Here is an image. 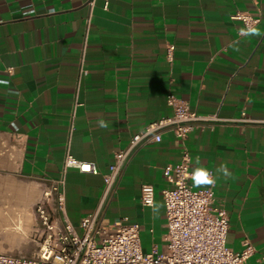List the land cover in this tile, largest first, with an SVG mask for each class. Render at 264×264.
Instances as JSON below:
<instances>
[{"label": "crops", "instance_id": "obj_1", "mask_svg": "<svg viewBox=\"0 0 264 264\" xmlns=\"http://www.w3.org/2000/svg\"><path fill=\"white\" fill-rule=\"evenodd\" d=\"M91 1L0 0V253H36L35 208L55 184L77 228L98 202L113 154L171 116L172 93L224 121L188 134L189 172L213 174L227 246L238 251L247 240L254 254L245 264H264V0ZM236 12L260 21L246 30L230 20ZM160 136L131 156L103 218L136 223L144 252L164 246L162 168L182 151L171 132ZM66 154L98 174L64 171ZM221 165L229 178L216 173ZM144 184L154 187L158 212L141 206ZM46 202L59 221L56 195Z\"/></svg>", "mask_w": 264, "mask_h": 264}, {"label": "built area", "instance_id": "obj_2", "mask_svg": "<svg viewBox=\"0 0 264 264\" xmlns=\"http://www.w3.org/2000/svg\"><path fill=\"white\" fill-rule=\"evenodd\" d=\"M90 4H93V0ZM107 2L105 3V7ZM230 20L240 21L246 30L260 20L247 13L236 12ZM173 47H167V61H171ZM86 72L80 70V77ZM171 116L147 125L131 137L128 146L113 154V163L102 176L103 190L92 212L85 215L75 228L66 219L62 193L55 184L36 205L37 234L39 244L32 257L11 256L0 253V264H245L253 256V246L241 242L234 251L226 244L229 227L225 210L215 203L212 187L194 189L188 180L190 155L185 146L188 134L197 128H205L224 122L216 115H201L174 94L165 95ZM243 116V114H242ZM247 121L242 117L234 122ZM171 132L181 144V157L176 164H167L162 175L168 186L161 190L164 204L165 235L161 250L153 248L144 252L141 248L140 229L127 218L104 223V213L117 191L121 173L134 154L143 145L161 141L160 133ZM75 169L80 173L96 175L93 163L80 162L66 154L63 170ZM63 181L60 180L59 184ZM56 195L59 221L52 218L46 208V199ZM155 190L152 185L140 187V204L152 207Z\"/></svg>", "mask_w": 264, "mask_h": 264}, {"label": "clouds", "instance_id": "obj_3", "mask_svg": "<svg viewBox=\"0 0 264 264\" xmlns=\"http://www.w3.org/2000/svg\"><path fill=\"white\" fill-rule=\"evenodd\" d=\"M258 35L259 33H254ZM0 83H6V81H0ZM101 127H105L106 125L101 122ZM216 173L222 174L223 177L229 178L231 176V173L229 172L228 168L224 165H221L216 169ZM191 179L193 182V185L196 187L200 186H214L216 183V178L213 176V174L209 173L206 169L203 167H195L193 171L191 172ZM159 205H153V212H158Z\"/></svg>", "mask_w": 264, "mask_h": 264}, {"label": "bare ground", "instance_id": "obj_4", "mask_svg": "<svg viewBox=\"0 0 264 264\" xmlns=\"http://www.w3.org/2000/svg\"><path fill=\"white\" fill-rule=\"evenodd\" d=\"M13 222H15V221H13ZM21 223V222H20ZM1 224H4V223H1ZM15 224V223H14ZM17 225V224H16ZM7 227V226H6ZM12 228V227H11ZM5 230V229H4ZM7 239V238H6ZM14 240H15V238H13ZM9 244V243H8ZM11 244V243H10Z\"/></svg>", "mask_w": 264, "mask_h": 264}, {"label": "rangeland", "instance_id": "obj_5", "mask_svg": "<svg viewBox=\"0 0 264 264\" xmlns=\"http://www.w3.org/2000/svg\"><path fill=\"white\" fill-rule=\"evenodd\" d=\"M22 256L26 257V255H22Z\"/></svg>", "mask_w": 264, "mask_h": 264}]
</instances>
